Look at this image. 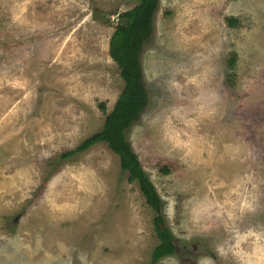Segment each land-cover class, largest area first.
I'll return each instance as SVG.
<instances>
[{
	"label": "rangeland",
	"instance_id": "374dc122",
	"mask_svg": "<svg viewBox=\"0 0 264 264\" xmlns=\"http://www.w3.org/2000/svg\"><path fill=\"white\" fill-rule=\"evenodd\" d=\"M139 2L0 0V264L152 263L157 214L120 157L62 158L124 89L110 41ZM141 63L127 138L178 246L157 264H264V0H160Z\"/></svg>",
	"mask_w": 264,
	"mask_h": 264
},
{
	"label": "trees",
	"instance_id": "16d2710c",
	"mask_svg": "<svg viewBox=\"0 0 264 264\" xmlns=\"http://www.w3.org/2000/svg\"><path fill=\"white\" fill-rule=\"evenodd\" d=\"M159 2L160 0H140L136 7L119 15L110 41V55L120 68L125 83L124 89L114 109L106 116L102 130L87 138L75 150L62 155V158L66 159L86 152L96 144L105 143L120 157L121 170L128 173L131 183L139 184L146 203L157 214L154 225L160 244L153 251L151 264H157L161 259L177 254L178 246L161 214L163 200L129 143L127 133L149 105L141 56L153 34L154 17ZM237 22L236 19H229V23L233 26ZM236 60V56L229 60L230 68L236 67ZM100 108L106 111L105 104H101ZM164 172L168 173L167 168H164Z\"/></svg>",
	"mask_w": 264,
	"mask_h": 264
}]
</instances>
